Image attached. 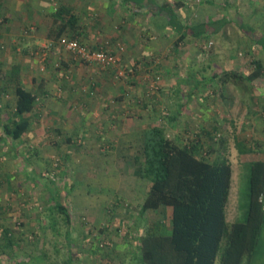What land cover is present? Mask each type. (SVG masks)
I'll use <instances>...</instances> for the list:
<instances>
[{
  "label": "rangeland",
  "instance_id": "rangeland-1",
  "mask_svg": "<svg viewBox=\"0 0 264 264\" xmlns=\"http://www.w3.org/2000/svg\"><path fill=\"white\" fill-rule=\"evenodd\" d=\"M13 1L0 0V27ZM263 1L236 0L234 9L230 7L227 11L232 22L222 35L189 38L188 44L182 43L181 53L172 50L153 60L143 62L139 59L131 66L132 71L122 57L125 46L122 45V51L119 45L117 50L103 46L117 53L120 58L117 67L130 73L117 78L116 69H107L111 80L102 87L93 84L98 76H85L88 71L82 74L78 70L74 82L71 74L69 78L60 74L48 102H40L37 115H33L39 126L35 125L36 129L32 126L22 139L16 140L15 146L9 147V141H6L4 148L0 142V239L5 224L13 227L19 238L25 239L24 247L17 251L19 260H28L27 254L39 256L44 250L48 256L59 260L72 253L73 264H137L139 235L147 224L161 215L151 210L140 216L148 181L135 174V158L141 151L143 132L149 124L164 125L171 137L180 134L185 124L189 125L185 130L189 135L208 125L211 127L207 129L213 132L212 137L207 135L205 140L215 146L229 131V120L226 122L229 102H260L264 120V74L245 84L223 85L218 78L197 88L192 100L185 99V91L189 88L186 85L193 84L196 79L209 78L226 66L247 75L254 70L252 61L260 57L259 52L252 43L242 39L244 31L240 23L247 22L260 28L264 23ZM217 10L204 5L197 15L201 14L204 21L206 16L221 15L226 9ZM182 16L186 23L193 19L189 11ZM211 41L212 45L208 46ZM5 49V43L0 44V52ZM70 54L75 62L83 63L81 66L90 71L106 70ZM39 56L37 61L41 67L36 66L38 71L32 75L38 79L46 72L42 67L46 66L42 55ZM11 60L12 63L17 61ZM75 62L73 65H78ZM93 67L97 69L93 70ZM182 79H189V84L181 83ZM71 83L77 87L73 93L66 88ZM153 84L159 85V91L152 90ZM115 102L125 106L123 111L117 110ZM145 102L149 103L148 108L144 107ZM0 104L6 111L10 110L14 107V97L9 93ZM106 104H112L110 107L122 115L123 119H119L118 114L112 116V120L121 121L116 125H122L118 134L112 129L100 138L99 119L106 115L103 109ZM151 108L154 109L150 111ZM176 110L182 111L177 121L168 120L165 114ZM206 110L212 111L211 118L215 121L204 119ZM242 114H237L236 119L239 120ZM76 121L90 126L95 123L96 128L84 135L81 131L71 133L68 123L72 125ZM54 196L64 203L72 218L70 247L67 246L65 224L59 225L60 231L51 226L45 228L44 211L54 205ZM11 253V248L5 244L0 246V264H16ZM263 263L262 258L258 264ZM216 264H221L220 256Z\"/></svg>",
  "mask_w": 264,
  "mask_h": 264
},
{
  "label": "trees",
  "instance_id": "trees-1",
  "mask_svg": "<svg viewBox=\"0 0 264 264\" xmlns=\"http://www.w3.org/2000/svg\"><path fill=\"white\" fill-rule=\"evenodd\" d=\"M170 14L173 28L180 32V42L192 37L205 38L209 34L208 27L215 25L218 31L228 22L227 16L222 19L210 17L198 25H190L178 21L173 10H170ZM240 27L246 33L254 31L245 24ZM256 43L264 48V42L257 39ZM40 51L41 55L46 52L43 60L46 65L48 47H41ZM252 63L255 68L248 75L227 69L209 78L196 79L193 84H189V79H182L181 83L189 84L186 85L189 88L185 91V99L192 100L197 88L218 78L225 85L231 82L245 84L262 76L263 59L256 57ZM2 71L0 68V80H10L11 87L7 91L14 97V107L6 114L0 108V137L10 140L15 146L16 140L22 139L32 129L33 115H37L39 96L43 93L40 90L44 84L40 83L34 92L26 87L18 75L19 67L13 66L11 75L4 76ZM159 88L158 85L155 91H159ZM143 105L149 107L148 102ZM181 113V110H176L165 115L168 120L176 122ZM262 114L264 116V112ZM185 130L188 129L184 127L180 134L171 137L164 125L149 124L143 132V145L135 158V174L147 180L149 185L140 216L151 210L161 215L147 224L139 235L136 263L215 264L220 256L221 264H258L260 259L264 260V160L250 163L249 205L245 219L229 223L226 208L231 189L232 163L220 152L219 157L213 158L216 146L221 148L226 138L221 137L213 146L205 140L207 135L212 137V130L201 126L192 135L186 134ZM44 212L45 228L51 226L58 230L61 223L67 226V246L70 247L72 218L67 207L54 196V205ZM1 237L0 246L5 244L11 248V257L16 264L74 263L72 253L59 260L58 257L48 256L44 250L39 256L27 254L28 260H19L20 253L17 251L24 247L25 239L19 238L16 230L6 224Z\"/></svg>",
  "mask_w": 264,
  "mask_h": 264
},
{
  "label": "crops",
  "instance_id": "crops-1",
  "mask_svg": "<svg viewBox=\"0 0 264 264\" xmlns=\"http://www.w3.org/2000/svg\"><path fill=\"white\" fill-rule=\"evenodd\" d=\"M261 3L264 6V1ZM204 5L218 8V10L220 8L226 9L221 15L215 16L213 13L206 16V20L210 17L218 19L228 17V22L218 31L215 29L217 28L215 25L210 26L211 31L208 27V36L222 35L227 25L232 22L227 11L230 7L234 9L236 0H14L8 10L9 12L4 15V22L0 27V44L5 43L6 48L0 52V68L3 69L2 72L6 76L11 75L13 66L19 67L18 75L26 87L34 92L38 90L40 83L44 84L43 89L40 90L43 92L39 96L40 102H48L60 74L68 78L71 74V80L74 82V76L78 70L82 71V74L88 71L85 76H98L93 84L102 87L111 80V73L107 69L97 72L96 67L92 68L95 71H90L81 66L83 63L75 62L72 59L73 56L68 53L69 51L58 42L61 36L67 35L71 38H77L91 48L104 46L113 47L117 50L116 46L123 45L125 46V50L122 51L123 60H126V66L132 71L131 66L139 59L144 62L161 55H168L170 51L181 53L182 43L186 41L188 44L189 38L180 42V32L172 26L170 10L175 12L178 21L184 24L198 25L203 21L201 14L197 15V12L201 11ZM185 11H189L190 16H193L190 23H186L182 16ZM241 24L254 29L250 33L243 32L244 38L242 39L245 40V43L247 41L252 43L253 48L258 50L260 58L264 61V48L256 43L257 39L264 42V23L261 24L260 28H256L247 22ZM46 46L48 47L47 56H49L47 62L50 65L47 66L46 63V68L42 65L46 72L42 74L43 77L38 79L32 75L34 71H38L37 67H41L37 59L40 58L41 47ZM15 47L18 49L14 52ZM12 58L17 59V61L12 63ZM73 62L78 65L74 66ZM145 64L148 66L147 62ZM227 69L230 70L228 66L224 70ZM135 70L133 75H135ZM129 73L126 70V74ZM9 86L11 87V83L8 78L0 80V102H5V99L9 97L7 91ZM68 86L66 88H69L71 93L77 88L72 86V83L71 86ZM118 104L120 103H114L117 110L119 108V111H123L125 106ZM111 105L106 104V107H103L106 115L99 119L100 128H102L100 137L112 129V132L115 131L118 134V128L122 125H116L121 121L112 120V116L114 117L115 114H118L119 119L123 118L122 115L113 110V107H110ZM228 106L230 109L226 122L229 120L227 124L230 125L228 126L229 131L227 130L224 134L226 142L221 148L216 146L217 151L213 158L219 157L220 153L221 155L225 154L232 163L231 189L226 210L227 221L234 223L237 220L245 219L248 211L250 163L259 159L264 160V120L261 117L260 102H229ZM0 108L6 114L7 111L1 104ZM211 112L210 110L204 111V119L211 118L213 116ZM241 112H243L242 117L239 120L236 119L237 114H241ZM211 121L215 120L211 118ZM36 122L37 120L33 121L32 124L34 129H36L35 125L39 126ZM202 127L207 129L211 126ZM212 127L215 128L216 126ZM95 128V123L93 126L77 121L73 122L72 125L68 123V129L71 133L81 131L84 135ZM188 128V124H185V129ZM115 135L113 134V136ZM107 138L109 137L107 136ZM6 141H9L8 146L11 147L12 142L10 140L0 137V142H3L4 148L7 146ZM244 179L247 181H245L246 189L242 197L241 190ZM147 184L149 185V183Z\"/></svg>",
  "mask_w": 264,
  "mask_h": 264
},
{
  "label": "built area",
  "instance_id": "built-area-1",
  "mask_svg": "<svg viewBox=\"0 0 264 264\" xmlns=\"http://www.w3.org/2000/svg\"><path fill=\"white\" fill-rule=\"evenodd\" d=\"M59 43L63 46L67 51L72 53L79 60L89 63V64H97L105 69H116L117 78H122L126 74V70L120 69L117 67L119 63V56L112 50L106 49L104 47L100 48H91L86 44L82 43L77 38H71L67 36H62L59 39ZM212 41L209 42L208 46L212 45ZM119 49H123L122 45L119 46ZM122 51V50H120ZM46 56V52L42 53V58L44 60ZM158 88V85L153 84L152 90Z\"/></svg>",
  "mask_w": 264,
  "mask_h": 264
}]
</instances>
